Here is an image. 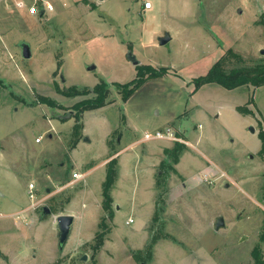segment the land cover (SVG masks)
<instances>
[{
    "label": "rangeland",
    "instance_id": "obj_1",
    "mask_svg": "<svg viewBox=\"0 0 264 264\" xmlns=\"http://www.w3.org/2000/svg\"><path fill=\"white\" fill-rule=\"evenodd\" d=\"M150 1L145 15L142 0H56L41 17L0 6V264L264 261V85L193 91L192 84L229 49L240 64L264 57V0ZM166 32L170 40L160 45ZM129 54L165 70L123 102L112 83L135 77ZM100 80L109 103L82 113L72 149V107L92 95L61 91ZM40 97L55 105L21 100ZM156 131L177 138L143 140ZM178 142L175 161L164 149ZM112 148L113 218L93 249L107 214L101 189ZM75 171L84 179L75 180ZM43 205L52 213L41 219ZM62 213L74 222L59 250L55 217ZM219 216L224 226L216 230Z\"/></svg>",
    "mask_w": 264,
    "mask_h": 264
},
{
    "label": "trees",
    "instance_id": "obj_2",
    "mask_svg": "<svg viewBox=\"0 0 264 264\" xmlns=\"http://www.w3.org/2000/svg\"><path fill=\"white\" fill-rule=\"evenodd\" d=\"M232 61L235 62L234 65H232ZM242 62L243 57L240 54L229 49L227 51V55L220 56L204 75L193 78V91H196L205 84H218L229 90L243 86H251L253 88L263 86L264 57L253 60L251 64H240ZM228 63H231V65L228 66ZM135 66L136 74L133 79L125 83H112L113 88L120 94L123 102H126L131 97V95L146 81L147 78L159 77L165 70V68H161L158 70L150 65L137 64ZM61 93L69 97L89 94L92 95L75 102L72 107V110L74 111L72 117L75 118V123L72 128L73 141L70 147H73L80 139L79 136L83 126L81 121L82 113L84 111L101 108L109 103V85L104 80H100L92 87H84L82 90H78L73 86L71 88L62 90ZM21 100H23V102L28 106H33L37 103L46 104L47 106L55 105V102L52 99L46 97H40L30 102L24 99ZM238 110L241 112H245L244 114L249 113L248 110L242 109L241 107H238ZM258 136L261 141V150L264 151V131H260ZM182 147L183 145L178 142L176 143V146L171 150L165 148L164 152L170 153V155L174 156V159L176 161L177 157L175 156L182 150ZM116 163V157L109 159L107 162L105 178L102 182L101 189L102 208L104 211H106L107 214L106 216H103L101 218L99 224L103 229L95 234L97 243L93 245V249H97L103 241V237L106 232L105 229L108 227V224L106 223L107 218H113V214L110 211V204L112 201L110 191L116 180ZM259 240L264 241V230L260 234ZM153 242L154 239H152L150 243ZM256 260L259 264H262L264 262L260 261L259 257H256Z\"/></svg>",
    "mask_w": 264,
    "mask_h": 264
},
{
    "label": "water",
    "instance_id": "obj_3",
    "mask_svg": "<svg viewBox=\"0 0 264 264\" xmlns=\"http://www.w3.org/2000/svg\"><path fill=\"white\" fill-rule=\"evenodd\" d=\"M169 40H170V35L169 33L166 32L164 35L158 38V43L160 45H164ZM20 47H21L22 56L26 59L30 58L31 57L30 45L26 42H22L20 44ZM260 53L264 54V49H261ZM128 59L134 65L139 64L138 59H136L134 55L129 54ZM94 67H95L94 65H89L87 66V69H93ZM250 130L253 132L254 128L250 127ZM51 213L52 211L50 207L43 205L40 211L39 217L42 219L44 216L49 215ZM55 222H56L55 224H56V230H57V245H58L59 250H62L70 236L72 225L74 222V216L72 214H67V213L58 214L55 217ZM213 225L216 230L224 226L223 217L222 216L217 217ZM82 258L84 259L85 257L83 256Z\"/></svg>",
    "mask_w": 264,
    "mask_h": 264
},
{
    "label": "built area",
    "instance_id": "obj_4",
    "mask_svg": "<svg viewBox=\"0 0 264 264\" xmlns=\"http://www.w3.org/2000/svg\"><path fill=\"white\" fill-rule=\"evenodd\" d=\"M55 1L56 0H0V6L13 8L14 10H17V12H23L27 15H31V16L39 15L41 17L55 9V4H54ZM142 3L144 9H150L152 7V3L149 0H142ZM161 138H167L171 140L177 137L174 136L173 133L168 131L166 133H163L161 131H156L153 135L145 133L143 137L144 140L161 139ZM72 175L75 180H81L84 179L86 174L79 171H75L73 172ZM33 187L34 184L29 183V188L32 189ZM131 220L132 219H130L129 222ZM262 264H264V262Z\"/></svg>",
    "mask_w": 264,
    "mask_h": 264
},
{
    "label": "crops",
    "instance_id": "obj_5",
    "mask_svg": "<svg viewBox=\"0 0 264 264\" xmlns=\"http://www.w3.org/2000/svg\"><path fill=\"white\" fill-rule=\"evenodd\" d=\"M149 1H150V0H149ZM55 2H56V1H55ZM151 3H152V2H151ZM142 5H143V4H142ZM141 8H142V6H141ZM152 9H153V3H152V7H151L150 9H144V8H142L141 13L145 15V14H147L148 12H150ZM29 16H30V15H29ZM37 16H39V15H37ZM144 134H145V133H144ZM143 140H144V139H143ZM78 142H79V140H78ZM78 142H77V143H78ZM77 143H76V144H77ZM75 146H76V145H75ZM75 146H73L72 149H73ZM111 151H112V152L109 154L108 159L113 158L114 155H115V153H118V152L115 151V150L113 151V148H112ZM113 153H114V154H113ZM118 155H119V154H118ZM103 161H104V160H103ZM103 161L101 162V165L104 166V164H103L104 162H103ZM107 162H108V161H107ZM90 167H91V166H90ZM94 167H95V166H94ZM94 167H93V168H94ZM91 169H92V168H91ZM105 173H106V169H105ZM85 174H86V173H85ZM104 178H105V177H104ZM27 192H28V189H27ZM27 207H28V206H27ZM27 207H24V208H23V209H24L23 211H26L25 208H27Z\"/></svg>",
    "mask_w": 264,
    "mask_h": 264
}]
</instances>
